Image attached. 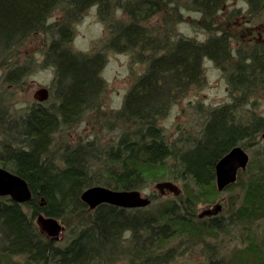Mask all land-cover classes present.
Wrapping results in <instances>:
<instances>
[{"label": "trees", "instance_id": "1", "mask_svg": "<svg viewBox=\"0 0 264 264\" xmlns=\"http://www.w3.org/2000/svg\"><path fill=\"white\" fill-rule=\"evenodd\" d=\"M172 1H116L127 18L120 24L108 23L106 45L118 52L136 51L138 60L146 63L117 113L123 132L113 145L87 141L65 147L56 157L51 154L55 134L97 106L105 88L101 77L105 52H73L72 24L93 7L102 21H113L114 1L0 0L2 66H8L28 38L48 32L49 21H61L44 52V63L56 73L57 105L32 106L16 120L0 110V166L27 181L33 194L26 204L0 197V264H173L195 247L207 249L200 264H264V232L252 228L264 221V148H257L263 140L264 115L249 108L254 105L252 97L264 88V48L245 55L238 52L235 58L225 32L204 42L183 37L158 41L145 22L166 11ZM225 1L190 3L211 25ZM246 1L252 13L264 9V0ZM57 11L62 13L59 19L53 17ZM205 60L227 74L233 100L207 109L192 138L181 144L170 141L159 120L191 87L204 82ZM7 69L4 80L9 83L25 72L21 66ZM236 146L254 150L255 159L225 190L232 193L231 209L223 218H201L198 204L210 203L220 194L216 164ZM169 173L184 183L183 193L147 208L101 204L91 210L81 199L92 186L141 190ZM39 214L65 225L74 222L65 241L41 233ZM236 227L243 228L248 240L229 255L205 239L227 236Z\"/></svg>", "mask_w": 264, "mask_h": 264}, {"label": "rangeland", "instance_id": "2", "mask_svg": "<svg viewBox=\"0 0 264 264\" xmlns=\"http://www.w3.org/2000/svg\"><path fill=\"white\" fill-rule=\"evenodd\" d=\"M113 1L111 13L113 21H102L97 15V9L93 7L72 24L74 36L69 47L73 52L88 55L97 51L105 52L106 62L101 72L105 88L97 106L84 110L73 124L64 125L55 134L51 154L56 157L60 156L65 147H74L87 141L95 140L100 147L113 145L123 132L120 130L117 113L122 108L125 97L136 78L145 71L146 63L138 60L136 51L118 52L107 47L106 43L110 38L108 23L120 24L127 18L117 0ZM190 2L191 0H173L171 7L166 11L158 13L145 22L148 31L160 42L166 39L171 42L179 37L204 42L211 35L225 32L231 38V48L235 58L238 52L245 55L255 49L264 48V9L252 13L246 0H226L214 22L207 25L202 21L201 13L195 10ZM61 14L57 11L53 17L59 19ZM60 22L49 21L48 28L51 29L48 32L41 31L28 38L10 62H7L8 66L4 64L2 66L0 63V110L5 112L6 118L16 120L28 113L32 106L41 105L44 108H50L57 105L54 99L56 73L51 66L44 63V52L50 43L52 30ZM145 53L147 55V52ZM0 62L3 61L0 60ZM14 66L24 67V75H20L19 80L14 83L6 82L5 71ZM42 88L48 89L50 96L43 103H39L34 99V94ZM232 100L227 74L222 72L214 62L205 60L204 82L191 87L187 93L176 100L168 113L159 120V125L170 141L181 144L189 136L192 138L194 134H197L195 131L201 128L207 109L225 105ZM251 100L254 103L249 106L251 112L264 115V88L259 90ZM262 139L257 147L258 150L264 148V138ZM245 150L250 156V161L255 159L254 150L248 147ZM169 174L162 180L149 182L144 189L139 190L143 197L151 199L150 206L155 205L158 200L178 197L168 190L162 194L157 188L160 182H173L181 188L183 193L184 183L180 179H172L171 175L174 176V174ZM219 193L212 202L198 204L196 212L199 216L204 215L207 210L214 211L217 205H221L219 212L204 215L202 218H223L225 213L228 214L231 209L232 193L226 191ZM59 221L63 226L59 241L63 242L74 222H69V226ZM252 228L259 233L264 232V221ZM247 237L242 227H236L233 233L227 236L212 235L205 239L218 248L221 254L229 255L237 248L244 247ZM204 251L206 252L207 249L195 247L187 257H179L173 264H200L205 260L202 255ZM118 264H127V261H121Z\"/></svg>", "mask_w": 264, "mask_h": 264}, {"label": "water", "instance_id": "3", "mask_svg": "<svg viewBox=\"0 0 264 264\" xmlns=\"http://www.w3.org/2000/svg\"><path fill=\"white\" fill-rule=\"evenodd\" d=\"M50 96L46 88L39 89L34 94V99L43 103ZM264 138V134L262 135ZM250 161L247 151L236 146L223 156L215 167L216 187L219 192L225 191L228 187L236 183L239 173L246 171ZM157 188L163 193L167 190L175 196L182 194L179 188L173 182H160ZM32 191L27 181L19 175L0 166V197H10L13 201L26 204L32 199ZM82 201L94 210L101 204H110L125 209L147 208L152 203L151 199L143 197L139 190H113L103 186H92L86 189L82 196ZM221 210V205H217L215 210H207L204 215L216 214ZM203 214L200 215L202 218ZM37 225L45 236L53 241H59L63 231L61 222L53 217H46L39 214Z\"/></svg>", "mask_w": 264, "mask_h": 264}]
</instances>
